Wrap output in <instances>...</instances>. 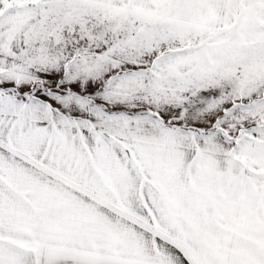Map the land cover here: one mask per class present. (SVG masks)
Masks as SVG:
<instances>
[{"label": "snow or ice", "instance_id": "obj_1", "mask_svg": "<svg viewBox=\"0 0 264 264\" xmlns=\"http://www.w3.org/2000/svg\"><path fill=\"white\" fill-rule=\"evenodd\" d=\"M0 264H264V0H0Z\"/></svg>", "mask_w": 264, "mask_h": 264}]
</instances>
